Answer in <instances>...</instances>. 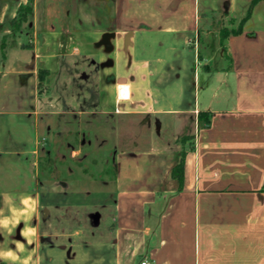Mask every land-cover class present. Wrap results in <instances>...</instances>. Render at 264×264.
Listing matches in <instances>:
<instances>
[{"label": "crops", "instance_id": "crops-1", "mask_svg": "<svg viewBox=\"0 0 264 264\" xmlns=\"http://www.w3.org/2000/svg\"><path fill=\"white\" fill-rule=\"evenodd\" d=\"M253 1L111 0L107 29L42 32L29 67L1 66L0 264H264V0L240 25ZM26 2L0 0V26ZM69 56L92 60L91 111L57 108ZM84 115L138 119L160 145L115 152L111 183L45 182L55 118Z\"/></svg>", "mask_w": 264, "mask_h": 264}, {"label": "rangeland", "instance_id": "rangeland-1", "mask_svg": "<svg viewBox=\"0 0 264 264\" xmlns=\"http://www.w3.org/2000/svg\"><path fill=\"white\" fill-rule=\"evenodd\" d=\"M111 8V0H27L18 8L13 19L4 20L0 26V75L4 72L1 66L9 65V61L11 65V60H16L15 54H22L20 60L24 62L23 66L29 67L32 56L30 50L42 32L51 30L65 32L69 34L66 35L68 43H74L75 33L107 29ZM222 20L225 26L223 32L229 33L238 27V17L228 16ZM18 50L23 52H17ZM69 60H72L75 66L69 68L63 75L67 86L57 103V108L91 111L97 107V102L94 101L95 74L91 67L92 60L89 56L81 58L69 56ZM36 76L38 94L41 97L45 96L47 91L43 83L45 71L38 70ZM66 120H68L66 127L61 124L60 129L63 132L57 134L50 142L48 140L47 148L40 147L37 167L43 173L45 182L48 181V174L51 172L50 174L56 177L80 179L81 183L88 184L89 187L97 182L98 178L111 183L115 152L124 149H150L160 145L156 142L159 139L155 135V127L153 129L155 136L151 137L142 129V126L145 128V123L138 119L123 120L107 116L93 118L86 115L80 118L78 116L55 118L56 124ZM43 136L50 138L47 132ZM103 146L105 148L101 149ZM90 179L96 181L92 182ZM109 217L103 215L100 230L108 224Z\"/></svg>", "mask_w": 264, "mask_h": 264}, {"label": "trees", "instance_id": "trees-1", "mask_svg": "<svg viewBox=\"0 0 264 264\" xmlns=\"http://www.w3.org/2000/svg\"><path fill=\"white\" fill-rule=\"evenodd\" d=\"M257 1H258V0H254V1H253V3L251 4V6H250V8H249V11H248L247 15L241 20L240 25H242V24L246 21V19L250 16V12H251L252 8L254 7V5L256 4ZM234 33H238V31H237V32H234ZM202 117H203V116L201 115L200 118H202Z\"/></svg>", "mask_w": 264, "mask_h": 264}, {"label": "built area", "instance_id": "built-area-1", "mask_svg": "<svg viewBox=\"0 0 264 264\" xmlns=\"http://www.w3.org/2000/svg\"><path fill=\"white\" fill-rule=\"evenodd\" d=\"M140 264H149L148 261L144 260Z\"/></svg>", "mask_w": 264, "mask_h": 264}]
</instances>
